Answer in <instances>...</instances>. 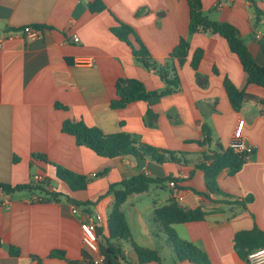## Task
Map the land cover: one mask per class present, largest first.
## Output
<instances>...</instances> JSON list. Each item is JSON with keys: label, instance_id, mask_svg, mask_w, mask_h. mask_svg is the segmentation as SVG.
<instances>
[{"label": "crops", "instance_id": "obj_1", "mask_svg": "<svg viewBox=\"0 0 264 264\" xmlns=\"http://www.w3.org/2000/svg\"><path fill=\"white\" fill-rule=\"evenodd\" d=\"M94 1L0 0V38L27 26L42 30L35 40H5L0 49V183H36L39 175L46 190L70 198L56 201L40 191H21L9 195L5 204L0 195V264H88L81 223L98 214L105 220L99 241L106 255L108 217L116 201L111 186L141 174L165 180L129 196L122 207L133 242L159 253L161 262L146 264H194L177 260L163 226L155 222V208L171 200L186 212H207L202 221L171 226L181 240L205 252L213 264H250L235 250L234 239L237 232L255 226L264 232L263 105L248 101L235 111L224 80L262 100L264 88L248 84L239 57L224 38L190 34L188 0H101L107 9L92 12ZM255 1L264 12V0ZM202 5L211 20L235 26L256 62L264 66V25L255 23L252 0H202ZM119 22L131 26L158 60L167 58L182 38L190 43L187 62L179 71L182 88L152 106L158 115L153 126L144 101L111 108L120 79L139 80L148 91L165 87L159 75L136 62L131 46L112 33ZM75 35L79 42H74ZM131 41L135 43L133 36ZM198 49L204 52L199 67L208 79L204 87L191 66ZM81 59L94 62L81 64ZM240 118L246 123V142L255 151L236 175L221 172L218 186L234 200L252 198L246 207L227 204L224 196H206L205 173L199 168L204 155L229 149ZM66 121H83L105 134L128 133L141 143L180 153L185 163L159 164L131 155L101 157L63 131ZM204 126L211 142L202 147L197 142L205 139ZM57 166L88 177L87 189L72 192L59 180ZM38 197L44 200L34 202ZM122 245L127 264H142L130 241Z\"/></svg>", "mask_w": 264, "mask_h": 264}, {"label": "trees", "instance_id": "obj_2", "mask_svg": "<svg viewBox=\"0 0 264 264\" xmlns=\"http://www.w3.org/2000/svg\"><path fill=\"white\" fill-rule=\"evenodd\" d=\"M188 2L190 5V34L210 33L224 38L231 52L239 57L247 75L248 84H254L264 88V66L256 62L241 38L238 29L230 23L211 20L203 11L202 0H188ZM252 5L256 25L260 22H263L264 25V12L258 8L255 0H252ZM106 9V5L101 0H96L90 4V10L92 12H101ZM112 33L119 40L131 46L136 62L145 69L159 75L165 87L159 91H148L145 85L139 80L120 79L116 84L117 98L112 101L111 108L122 109L133 102L144 101L150 106L148 121L153 126L158 120V115L151 109L152 106L160 103L163 97L177 93L182 88L179 71L187 62L190 43L187 39L182 38L167 58L158 60L151 54L131 26L119 22V25L112 29ZM132 36L134 37L135 43L131 41ZM203 54L202 49L196 50L191 61V66L196 72L197 82L200 86L204 87L207 85L208 79L199 72ZM224 87L230 104L235 111H240L245 102L256 101L263 105L262 113L264 115V100L250 95L244 89H238L228 78L224 80ZM203 129L205 131V139L197 142L202 147L211 142L209 130L206 126ZM63 131L73 136L79 146L89 148L101 157L117 158L131 155L141 159L150 158L159 164L166 162L185 163L179 157L180 153L178 152L158 149L141 143L134 136L124 132L105 134L101 129L89 127L83 121H66L63 124ZM247 160L245 155L234 152L230 148L222 152L204 155V160L199 165V168L205 173L208 192L206 196L209 193L224 196L228 198V201H226L227 204L246 207L247 203L253 199L234 200V197L222 193L218 186V176L224 170H227L232 176L236 175L243 168ZM56 168L59 180L72 192L87 189L90 181L88 177L76 174L61 166H57ZM164 182L165 180L152 179L141 174L111 186L112 192L115 193L116 201L108 217L109 236L107 238L106 251L108 264H121L126 260L122 245L125 241L132 243L142 264L161 262L159 253L156 250L141 247L133 242L130 225L122 207L129 196L145 193L150 189L151 185L163 184ZM45 186V183H31L12 187L0 183V188H3L8 195L21 191H40L56 201L61 197L70 200L69 197L61 193L49 192ZM78 205L80 204L78 203ZM154 214L155 222L163 226L167 235V243L172 247L177 260L190 261L194 264H213L205 252L197 248L194 244L181 240L171 227L177 223L202 221L205 219L207 212L201 208L196 209L194 212H186L174 200H171L163 206L156 207ZM234 247L241 257L248 259L251 252L264 249V232L257 226L250 230H241L235 235ZM84 258L88 264H92L87 254H84Z\"/></svg>", "mask_w": 264, "mask_h": 264}, {"label": "built area", "instance_id": "obj_3", "mask_svg": "<svg viewBox=\"0 0 264 264\" xmlns=\"http://www.w3.org/2000/svg\"><path fill=\"white\" fill-rule=\"evenodd\" d=\"M42 34V30L39 27L35 26H27L20 30H11L8 31L3 37L0 38V49L2 48V43L5 40H14L16 38L22 37L27 40H35L39 38ZM257 38L260 39V35H257ZM74 42H79L80 39L78 35H75L73 38ZM94 61L91 59H81L79 63L81 64H92ZM246 123L244 119H238L235 122L232 135L231 142L229 148L234 152L241 153L246 156L248 159L255 151V147L249 145L246 142V138L244 135ZM93 176H96L95 174ZM36 183H42V177L36 175L34 177ZM171 187L175 186V182L171 181ZM0 195L5 197L3 202L8 203V199H6L9 195L5 193L3 188H0ZM41 198H35L34 202H40ZM73 213H77L78 209L76 206H73ZM105 220L102 215L96 216H88L81 223V232H82V246L84 251L89 255L92 264H105L107 262L106 255L101 253L100 251V241H99V231L103 226ZM248 262L250 264H264V249H258L251 252L248 256ZM121 264H127L123 261Z\"/></svg>", "mask_w": 264, "mask_h": 264}, {"label": "rangeland", "instance_id": "obj_4", "mask_svg": "<svg viewBox=\"0 0 264 264\" xmlns=\"http://www.w3.org/2000/svg\"><path fill=\"white\" fill-rule=\"evenodd\" d=\"M38 194L41 195L40 192H38ZM162 246H163V247H166L167 250L169 249L168 246H167V244L165 243V240L163 241Z\"/></svg>", "mask_w": 264, "mask_h": 264}]
</instances>
